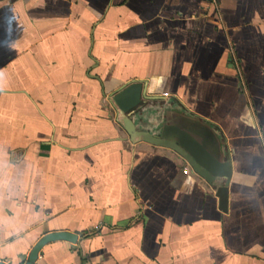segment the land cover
Listing matches in <instances>:
<instances>
[{"label":"crops","instance_id":"crops-1","mask_svg":"<svg viewBox=\"0 0 264 264\" xmlns=\"http://www.w3.org/2000/svg\"><path fill=\"white\" fill-rule=\"evenodd\" d=\"M52 233L35 264H264V0H0V263Z\"/></svg>","mask_w":264,"mask_h":264},{"label":"water","instance_id":"water-1","mask_svg":"<svg viewBox=\"0 0 264 264\" xmlns=\"http://www.w3.org/2000/svg\"><path fill=\"white\" fill-rule=\"evenodd\" d=\"M113 101L123 114L131 113L142 102V85L139 83L129 85L117 93ZM127 125L129 130L132 131L133 126L129 120H127ZM144 137L153 145L172 147L183 151L187 155L194 172L208 183H213L219 177H230V166L227 163H221L195 136L181 127L167 125L162 137L157 138L151 134H144ZM221 199L224 206L226 204L225 190L221 194ZM55 241L75 243L77 237L70 233H52L46 235L35 245L26 264H35L43 247Z\"/></svg>","mask_w":264,"mask_h":264},{"label":"rangeland","instance_id":"rangeland-1","mask_svg":"<svg viewBox=\"0 0 264 264\" xmlns=\"http://www.w3.org/2000/svg\"><path fill=\"white\" fill-rule=\"evenodd\" d=\"M175 106V105H174ZM173 106V107H174ZM158 109L157 110H155V111H149L148 112V115L149 116H142V118L143 119H148V118H151L150 116H152L153 118H155L156 120H158V118H160V116H158V112H162L163 113V115H161V118H163V120H164V122L166 121V120H168V119H173V118H175L176 116H178V115H175V113H174V109L175 108H172V109H166V107H165V105L163 104V103H159V105H158V107H157ZM163 116V117H162ZM175 116V117H174ZM156 124V122L155 123H153V126ZM152 126V128L154 129V127Z\"/></svg>","mask_w":264,"mask_h":264}]
</instances>
